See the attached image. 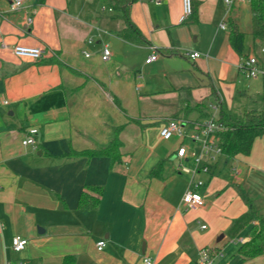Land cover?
Masks as SVG:
<instances>
[{
  "label": "crops",
  "instance_id": "crops-1",
  "mask_svg": "<svg viewBox=\"0 0 264 264\" xmlns=\"http://www.w3.org/2000/svg\"><path fill=\"white\" fill-rule=\"evenodd\" d=\"M101 1L109 14L99 0H23L17 11L0 0V100L9 102L0 105V264H201L204 251L211 264H264V254H239L264 219V137L249 155H218L209 172L177 156L183 146L199 154L191 135L222 111L242 119L263 107L264 76L241 69L264 46L252 36L251 0L231 8L193 0L183 24V0H136L130 18L141 43L121 35L127 24L114 1ZM233 24L245 34L243 54L231 44ZM16 46L45 54L17 57ZM170 120L182 122L184 139L161 137ZM31 128L35 143L23 145ZM115 138L117 159L84 154ZM160 164L162 177H151ZM193 181L204 202L195 210L183 203ZM84 192L100 200L96 208L80 207ZM251 206L254 220L230 235ZM16 236L28 241L22 252L13 249Z\"/></svg>",
  "mask_w": 264,
  "mask_h": 264
},
{
  "label": "trees",
  "instance_id": "trees-1",
  "mask_svg": "<svg viewBox=\"0 0 264 264\" xmlns=\"http://www.w3.org/2000/svg\"><path fill=\"white\" fill-rule=\"evenodd\" d=\"M114 8L122 13L127 27L120 33L126 39L141 43L144 36L135 26L130 18L132 5L136 0H113ZM43 2V0H41ZM112 5V3H111ZM251 12L255 20L252 36L255 42L264 44V0H251ZM230 40L232 46L243 54L245 34L241 32L235 24L232 25ZM221 122L226 125V129L218 134L221 154L226 158H234L238 155H249L252 151L253 144L258 137H264V78H263V107L260 110L251 109L244 113L242 119H233L222 111ZM120 142L115 138L112 144L106 148L95 151H88L84 154L92 155H108L117 159L119 155ZM163 165L160 164L153 170L151 177H162ZM100 200L94 199L88 201L84 192L80 199V207L84 209L96 208ZM256 217V211L251 206L249 210L243 214L230 229L229 234L235 236L247 224L252 222ZM239 254L243 259L255 258L264 254V219H260L251 229V238L244 243L239 249ZM63 264H73L72 257H66Z\"/></svg>",
  "mask_w": 264,
  "mask_h": 264
},
{
  "label": "built area",
  "instance_id": "built-area-1",
  "mask_svg": "<svg viewBox=\"0 0 264 264\" xmlns=\"http://www.w3.org/2000/svg\"><path fill=\"white\" fill-rule=\"evenodd\" d=\"M237 0H225V4L231 8L233 4ZM239 1V0H238ZM23 0H10V10L17 11L23 7ZM194 13V5L193 0H183V13L180 17V24L186 22L188 18H190ZM32 22V18H28V23ZM222 29L226 28V25L223 23L221 25ZM6 46V45H2ZM13 53L17 57L40 60L44 57L45 51L42 48H31L24 46H16L13 49ZM112 52L109 46L105 45L102 49L101 58L103 61H109L111 58ZM185 55L191 59H197L201 55L198 52L187 51ZM86 56H89L87 54ZM264 57V46H262L259 51L254 52L252 55H249L245 58L241 64V69L245 73L248 78H258L264 76V61L261 59ZM158 59V53L155 52L150 55L146 63L150 64ZM8 101H1L0 105H7ZM212 109L216 107L211 105ZM226 125L220 120L215 119L214 117L210 118L206 121L200 128L191 135V140L195 142L201 143L202 149L198 154L197 152H188V149L183 146L180 147L177 151V156L179 158H185L187 155H191L193 161L196 165V168L202 170L203 172L210 171V164L215 162L218 155H221V147L218 134L225 130ZM37 128L29 129V137L23 142V145H31L35 143L34 136L38 134ZM161 137L165 140H169L175 136L184 139L187 136L186 128L182 124L180 120H170L168 121L161 129ZM207 156L208 161H203V156ZM204 163V164H202ZM184 172H191L190 169L183 167ZM193 185L195 190H189L185 193L183 197V203L187 207V209H198L201 205H203V197L197 192L198 188L202 185L201 182H194ZM205 228V226H203ZM28 241L21 236H16L13 238L12 245L13 249L16 252H22L25 250ZM107 243L105 240L98 242V250L102 251L106 247ZM145 264H154V261L150 257H146L144 260ZM201 264H211V259L206 251H204L201 255Z\"/></svg>",
  "mask_w": 264,
  "mask_h": 264
},
{
  "label": "rangeland",
  "instance_id": "rangeland-1",
  "mask_svg": "<svg viewBox=\"0 0 264 264\" xmlns=\"http://www.w3.org/2000/svg\"><path fill=\"white\" fill-rule=\"evenodd\" d=\"M99 1H100V3H101V7H100V8L102 9V11H103V8H106V12H105V14H109V11H108V10L111 8L110 3H109L108 1H105V2H104V1H101V0H99ZM250 6H251V5H250ZM101 9H100V10H101ZM102 11H101V12H102ZM256 48H257V50L259 49L258 45H257ZM262 77H263V76H262ZM262 77H261V81H262Z\"/></svg>",
  "mask_w": 264,
  "mask_h": 264
}]
</instances>
